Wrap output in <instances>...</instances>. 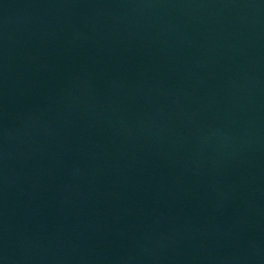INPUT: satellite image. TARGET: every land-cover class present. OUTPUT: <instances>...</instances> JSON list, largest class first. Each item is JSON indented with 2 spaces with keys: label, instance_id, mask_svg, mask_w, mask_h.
Returning <instances> with one entry per match:
<instances>
[{
  "label": "water",
  "instance_id": "obj_1",
  "mask_svg": "<svg viewBox=\"0 0 264 264\" xmlns=\"http://www.w3.org/2000/svg\"><path fill=\"white\" fill-rule=\"evenodd\" d=\"M0 264H264V0H0Z\"/></svg>",
  "mask_w": 264,
  "mask_h": 264
}]
</instances>
